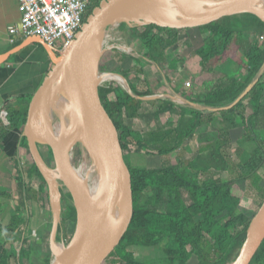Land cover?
Masks as SVG:
<instances>
[{
  "label": "trees",
  "instance_id": "16d2710c",
  "mask_svg": "<svg viewBox=\"0 0 264 264\" xmlns=\"http://www.w3.org/2000/svg\"><path fill=\"white\" fill-rule=\"evenodd\" d=\"M256 6L264 9V0ZM237 17L240 25L236 24ZM188 30L206 34L204 44L194 51L199 57L197 75L201 79L196 90L186 87L176 93L185 100L206 106L229 104L264 63V40L260 42L264 37V21L254 13L242 12L192 28L145 24L142 31L131 29L147 59L160 66L170 64L171 54L178 63L184 62L180 33ZM114 52L103 53L99 70L124 76L136 96L110 83L99 87V96L118 130L124 159L131 172L133 215L119 245L103 264H191L193 259L194 264H229L235 259L256 211L241 204L248 180L264 198V69L237 104L207 111L178 104L170 98H142L156 92L153 84L140 67H134L135 76L144 84L143 89L136 87L130 82L131 71L121 69V58ZM230 59L238 61L247 72L241 80L220 70ZM167 81L171 83L168 78ZM30 99L31 96L24 99L23 105L7 111L8 128L24 125ZM162 113H170L164 126L160 124ZM135 121L139 122L136 127ZM258 133L261 138L257 137ZM195 134L197 154L180 158L174 165L136 166L127 157L126 151L130 150L164 155L179 149L184 154L188 149L186 140ZM234 144H237V156L245 150L249 152L245 160L231 159L230 149ZM45 146V161L52 165L51 149ZM21 147L28 150L24 135ZM34 171L43 178L36 165ZM225 172L235 176L221 177ZM62 200L69 203L67 211L61 213L57 237L64 231V222L75 223L76 219L70 193L63 189ZM130 246L160 248L164 256L155 262H146L128 249ZM31 251L22 248L21 254L30 257ZM50 259L47 245L29 264H50ZM250 264H264V240Z\"/></svg>",
  "mask_w": 264,
  "mask_h": 264
},
{
  "label": "water",
  "instance_id": "95a60500",
  "mask_svg": "<svg viewBox=\"0 0 264 264\" xmlns=\"http://www.w3.org/2000/svg\"><path fill=\"white\" fill-rule=\"evenodd\" d=\"M248 1L250 0H208L202 7L191 9L188 7V0H170L180 19L146 21L143 15L155 16L157 11L151 0H100L87 15L73 41L63 53H55L40 37L34 38L47 51L52 66L29 101L23 135L26 137L35 164L49 185L52 198L50 264H103L119 245L133 215L131 172L124 159L118 130L99 96L101 83L97 75L104 49L102 48L95 58L93 56L101 33L108 26L122 22L128 26H133L131 22H134L170 28H192L242 12L254 13L264 21V17L256 11L243 7ZM139 14H141L138 17L139 21L134 20L133 16ZM2 60L3 58H0V62ZM263 69L264 63L260 72L232 102L226 105L206 106L185 100L178 93L179 100L171 99L173 95L169 96L176 103L182 99L187 105L207 111L228 109L249 92ZM123 78L127 82L126 78ZM53 85L57 92L67 99L78 121V132L67 143H62L58 139L48 116L47 97ZM122 88L136 96L129 84L128 88L124 86ZM142 98L156 97L145 95ZM37 114L41 119V130L34 127ZM40 144L50 147L53 168L44 161L38 148ZM77 145L85 149L100 172L103 186L96 197H91L72 163V150ZM53 173L58 175L55 185L52 182ZM63 188L70 193L76 219L69 243L61 252H57L55 245L58 244L56 238L61 222ZM117 208L122 210V214L119 223L113 226V213ZM263 240L264 199L246 228L245 238L235 259L229 264H250Z\"/></svg>",
  "mask_w": 264,
  "mask_h": 264
},
{
  "label": "crops",
  "instance_id": "0c3cea01",
  "mask_svg": "<svg viewBox=\"0 0 264 264\" xmlns=\"http://www.w3.org/2000/svg\"><path fill=\"white\" fill-rule=\"evenodd\" d=\"M20 23L19 0H0V113L32 97L52 66L47 51L34 38L8 41V27ZM163 114L160 124L164 126L170 113L165 120ZM22 136L23 126L8 128L0 123V264H29L47 245L50 248V189L42 173L43 178L35 173L29 148L22 149ZM22 248L32 250L31 258L22 256Z\"/></svg>",
  "mask_w": 264,
  "mask_h": 264
},
{
  "label": "rangeland",
  "instance_id": "374dc122",
  "mask_svg": "<svg viewBox=\"0 0 264 264\" xmlns=\"http://www.w3.org/2000/svg\"><path fill=\"white\" fill-rule=\"evenodd\" d=\"M236 21V24L240 25L239 17H237ZM122 23L123 24H121L119 27L111 28L108 31L110 37L108 38L107 42L109 46L112 47H110L106 51L114 50V53H116L121 58V69H123L124 71H131L130 82H132L139 89L144 88V84L139 79H137L135 73L133 72L134 67H140L156 89V92L152 94V96H155L157 99H163L167 97L171 98L169 96L171 94L174 96L171 99L179 100L180 97L175 91H179L182 88L186 87L193 88L194 90L197 89L201 78L197 75L199 69V57L195 54L194 51L197 47L204 44V38L206 37V34H199L197 33V31L194 30L181 31V46L183 48L182 55L184 57V62L181 64L178 63V61L175 59V56L171 54L172 61L170 62V64L160 66L152 63L147 59V57L145 56L144 49L138 44V41L135 36L132 35L131 29L137 28V31H142L143 24H136L134 22H131L133 23V26H128L126 23ZM246 35L249 38L252 37V35L248 32L246 33ZM120 45L129 47L130 51H124ZM171 52L169 51V53ZM130 57H133V59ZM220 70L233 75L236 79L239 80H241L247 75V72L241 67L240 63L232 59L227 60L223 65H221ZM103 72L104 71L99 70V73ZM167 78L171 81V83H168ZM106 79L107 75H103V80L100 81L102 82L101 85L106 86L110 83L114 86L118 85L121 87V89H123L121 84H119L117 81H106ZM113 96L114 95L111 94V97ZM195 97H197V95H195ZM180 101L181 102L177 103L181 105L186 104V102L182 99H180ZM168 115V113L163 114L162 119L165 120ZM148 123L150 124L151 122L148 120ZM133 125H135L136 127V125H139V122H134ZM196 137L197 136L195 134L186 140L188 149L184 154H181L179 149L170 154L164 155H157L155 151H151L149 154H147L142 150H130L126 151L127 157L130 159L131 163L136 166H155L156 164L174 165L179 161L180 158L185 159L188 157H194L197 154L198 143ZM257 137L261 138L262 136L258 133ZM76 147H78V149ZM236 147L237 144H234L230 149L231 159L235 162L245 160L248 157L249 152L245 150L243 151L241 156H237L235 151ZM38 148L41 154L43 153L42 157L45 161L44 154L47 151L46 146L40 144ZM74 148L72 150L71 160L73 165L77 168L80 163L86 158H84L83 149L79 145L75 146ZM86 154V157L88 156L87 158H89V162H92L91 158L89 157V154L87 152ZM48 166L53 168L54 164H48ZM220 176L223 178H231L234 177L235 174H227L225 172L223 174H220ZM63 190L67 191L66 188H63ZM263 199L257 189L253 187L250 180H248L247 187L245 189V195L241 199V204L257 211ZM68 203L69 202L67 201L61 200V213H65L67 211ZM74 227V222H64V231L61 232L59 237L56 238L57 243L59 245H62L63 247L67 246L73 234ZM48 236L49 233L47 234V241H49ZM128 249L132 250L139 259L145 260L146 262H155V259L159 260L162 259L164 256L160 248L130 246L128 247ZM194 263L195 260L193 259L191 264Z\"/></svg>",
  "mask_w": 264,
  "mask_h": 264
},
{
  "label": "bare ground",
  "instance_id": "6f19581e",
  "mask_svg": "<svg viewBox=\"0 0 264 264\" xmlns=\"http://www.w3.org/2000/svg\"><path fill=\"white\" fill-rule=\"evenodd\" d=\"M188 1H189V5H188L189 8L198 9L202 7L203 4L206 3L208 0H188ZM260 1L262 0H250L246 2L243 7L246 9L256 11L257 13H259L261 16L264 17V9H259L256 6V3ZM151 3L153 4V6L157 8V11H155V16H149L148 14L143 15L144 20L148 21L154 19H158V20L180 19L179 13L177 12L176 8L172 5L170 0H151ZM140 15L141 14L133 16V19L139 21L138 17ZM109 37L110 36L107 31L101 33L99 44L94 52V56H93L94 58L100 53L102 48L109 45L107 42ZM121 48L126 52L130 51V48L127 46H121ZM103 75H107V78L117 81L125 88H128V84L123 78L110 72L108 74L99 73V75L97 76L99 82L103 79ZM47 111L52 129L62 143H67L77 134L78 121L76 115L71 105L67 101V99L63 97L61 94H59V92H57V90L55 89V85L51 86V90L47 97ZM41 125H42L41 119L37 114L34 127L37 130H41ZM81 148L83 149L84 158L86 159H84L77 168L75 167V170L78 176L81 178L84 185L87 187L91 197H96L103 186V181L97 165L93 161L89 162V158H87L88 156L86 157L87 154L85 149L82 146ZM57 178H58L57 173H53L52 182L54 183V185L56 184ZM121 214H122L121 209L117 208L114 210L113 226H116L119 223ZM55 247L57 252L58 251L61 252V250H63L62 245L57 244L55 245Z\"/></svg>",
  "mask_w": 264,
  "mask_h": 264
},
{
  "label": "built area",
  "instance_id": "2783aa9c",
  "mask_svg": "<svg viewBox=\"0 0 264 264\" xmlns=\"http://www.w3.org/2000/svg\"><path fill=\"white\" fill-rule=\"evenodd\" d=\"M94 1L19 0L21 23L8 27V41L14 42L17 38L40 37L53 50L61 54L73 41L89 14V9L94 5ZM120 24L110 25L105 31L119 27ZM263 40L264 37L260 39V42ZM110 47L112 46H105L104 52ZM0 123L8 124L7 111L0 113Z\"/></svg>",
  "mask_w": 264,
  "mask_h": 264
},
{
  "label": "flooded vegetation",
  "instance_id": "af4514ba",
  "mask_svg": "<svg viewBox=\"0 0 264 264\" xmlns=\"http://www.w3.org/2000/svg\"><path fill=\"white\" fill-rule=\"evenodd\" d=\"M97 3V2H96ZM93 4H95V1H94V3Z\"/></svg>",
  "mask_w": 264,
  "mask_h": 264
}]
</instances>
